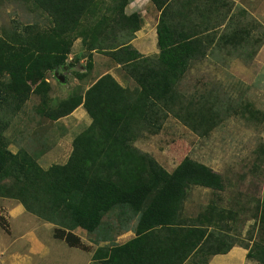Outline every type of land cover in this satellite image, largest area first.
Here are the masks:
<instances>
[{"label": "trees", "instance_id": "16d2710c", "mask_svg": "<svg viewBox=\"0 0 264 264\" xmlns=\"http://www.w3.org/2000/svg\"><path fill=\"white\" fill-rule=\"evenodd\" d=\"M152 1L160 11L157 57L145 56L131 45L142 21L137 12L125 13L128 0H116L113 18L98 17L99 0H34L53 28L43 32L25 27L14 38L0 36V112L19 111L32 92L45 101L50 86L45 68L62 70L79 37L90 54L106 52L138 84L132 91L106 75L84 96L74 95L47 111L46 116L57 120L83 104L92 118L74 138L68 161L47 169L26 148H9L4 131L10 121L0 117V196L19 200L27 211L57 225L56 237L82 248L87 247L74 229L95 232L110 211L133 213L138 217L135 237L96 251L94 256L105 264H184L199 250L204 254L197 264H207L211 256L229 252L237 242L226 233L208 231L229 216L201 213L186 223L179 211L191 187L223 190L222 175L189 156L169 171L134 142L144 130L159 131L171 114L196 132L208 133L216 124L213 111L187 101L178 85L190 64L210 49L243 48L254 27L246 22L216 35L235 8L233 0ZM97 17L90 27L88 21ZM257 213L259 238L247 256L264 263V198ZM0 225L10 232L2 215Z\"/></svg>", "mask_w": 264, "mask_h": 264}, {"label": "rangeland", "instance_id": "374dc122", "mask_svg": "<svg viewBox=\"0 0 264 264\" xmlns=\"http://www.w3.org/2000/svg\"><path fill=\"white\" fill-rule=\"evenodd\" d=\"M99 1L98 17L113 18L117 9L116 0ZM128 1L125 13L137 12L142 21L141 28L130 41L131 45L145 56L157 57L160 11L152 0ZM234 2V10L215 31L216 35L230 33L247 22L254 27L251 37L245 41L243 48L210 49L203 59L190 64L178 85L179 93L185 95L187 101H195L213 111L216 124L208 133H198L171 114L159 131L140 132L134 145L150 153L169 171L187 156L218 171L224 179L225 188L191 187L179 211L181 219L189 223L201 213L224 212L229 217L209 227L208 231L212 235L223 232L236 239L234 247L242 249L241 256L246 258L244 264H264L247 256L254 241L259 238L256 219L264 198V0ZM98 17L88 21L90 27L96 24ZM25 27L29 31L31 28L33 31L48 32L53 28V22L34 0H0V36L14 38ZM44 74L50 85L45 90V101L40 94L32 92L19 111L8 113L3 110L0 117L10 121L9 128L4 131L10 142L9 148L14 152L27 148L47 169L53 164L68 161L74 138L92 123L83 104L57 120L46 116L47 111L58 108L74 95L84 96L92 84L106 75L132 91L138 88V84L126 73L123 65L106 52L94 50L90 54L82 37L75 40L62 70L45 68ZM32 85L36 87L35 82ZM211 206L216 208L215 211H210ZM127 213L118 209L110 211L104 216L98 231L81 232L82 236L88 244H95V238L104 240L112 236L106 242L108 244L102 246L105 248L135 237L138 217ZM0 215L13 231L10 235L0 225L2 247L12 246L10 244L16 240L15 236L36 228L38 236L44 234L43 238L51 240L46 225L55 224L27 211L17 199L0 196ZM22 242L23 239L13 244V250L16 251L17 247L21 249ZM202 251L193 253L187 262L199 263L204 254ZM219 260L223 261V258ZM233 262L238 263L236 260ZM1 264H10L6 256Z\"/></svg>", "mask_w": 264, "mask_h": 264}, {"label": "crops", "instance_id": "0c3cea01", "mask_svg": "<svg viewBox=\"0 0 264 264\" xmlns=\"http://www.w3.org/2000/svg\"><path fill=\"white\" fill-rule=\"evenodd\" d=\"M49 223L51 224L52 222ZM46 226L48 228L47 230L49 231L48 234L52 236V241L49 240L50 242L48 241V239L42 237L44 234H40V236H38L36 234V231L38 229L36 228L34 230L29 229L26 232L21 233L22 235L20 234L18 237L15 236L16 240L10 244L12 246L2 247V244H0V264L4 256L7 257L10 264H105L102 259L96 258L94 255L100 247L106 246L108 244H106V242H109V240L113 238L112 236H107V239L104 240H102L103 238L101 240H97L95 238V244H93L92 242L91 244H88L81 233L84 232L86 234L88 231L81 227H78L74 229L73 232L81 238L82 242L87 247L82 248L80 246H73L66 242L64 239L56 237L55 229L57 225ZM9 234H13V231L11 229ZM132 238L133 236L129 237L125 242ZM21 239H23L24 241L22 242L23 245H21L22 248L19 249L17 247V250L14 251L13 244ZM102 242H104L105 245H102ZM125 242H122L120 244H123ZM230 251L228 252V254L223 253L222 255L216 254L212 256L208 264H234L235 261L233 262V260L238 261L237 264H244L243 261L246 260V258L244 256H241V254H243L242 249L233 247ZM219 258H223V261H220ZM184 264L190 263L186 261Z\"/></svg>", "mask_w": 264, "mask_h": 264}]
</instances>
